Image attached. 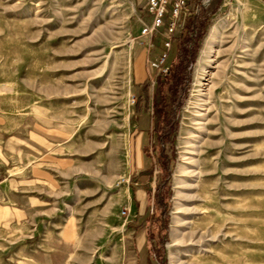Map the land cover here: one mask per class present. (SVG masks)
<instances>
[{
	"label": "rangeland",
	"instance_id": "obj_1",
	"mask_svg": "<svg viewBox=\"0 0 264 264\" xmlns=\"http://www.w3.org/2000/svg\"><path fill=\"white\" fill-rule=\"evenodd\" d=\"M168 22L142 35L143 0H0V113L72 134L84 264H126L116 236L133 228L147 264H264V5L187 0L171 35ZM188 24L202 38L161 141L168 70L150 62L175 55ZM146 81L149 112L136 115Z\"/></svg>",
	"mask_w": 264,
	"mask_h": 264
},
{
	"label": "crops",
	"instance_id": "obj_2",
	"mask_svg": "<svg viewBox=\"0 0 264 264\" xmlns=\"http://www.w3.org/2000/svg\"><path fill=\"white\" fill-rule=\"evenodd\" d=\"M33 115L0 113V264H84L89 249L78 214L83 205L77 207L84 181L76 176L72 134ZM138 230L124 235L119 229L116 236L126 264L133 258L147 264ZM124 237L132 241L127 248Z\"/></svg>",
	"mask_w": 264,
	"mask_h": 264
},
{
	"label": "trees",
	"instance_id": "obj_3",
	"mask_svg": "<svg viewBox=\"0 0 264 264\" xmlns=\"http://www.w3.org/2000/svg\"><path fill=\"white\" fill-rule=\"evenodd\" d=\"M196 16L192 17L191 20L194 21ZM169 14L167 13L164 17L165 24L168 22ZM199 26V25H198ZM197 26V27H198ZM193 25L188 24L184 29V33L178 39V48L177 52L174 55L171 54L170 49L167 50L166 53V65L168 64V72L162 78H159V86L165 85V91H162L161 87H159V91H162L159 99L155 102L154 107H156V112L158 117H162V123L164 125V131L160 134L159 138L163 141L169 132L171 131L170 122L172 123V119H174V105L172 104L175 99V93L178 92V88L180 87L182 81L186 78V72L189 62H191L192 56L194 57L196 48L198 47V41L202 38V33L197 35L196 38L190 37V34L193 33ZM193 42L192 47L188 48L189 43ZM194 47V48H193ZM176 58V61H175ZM150 82L146 81L141 91L138 92L135 103H134V112L136 115L148 114L149 112V105H150V95H149V88ZM167 109L170 112L167 114ZM168 116L167 118H164Z\"/></svg>",
	"mask_w": 264,
	"mask_h": 264
},
{
	"label": "built area",
	"instance_id": "obj_4",
	"mask_svg": "<svg viewBox=\"0 0 264 264\" xmlns=\"http://www.w3.org/2000/svg\"><path fill=\"white\" fill-rule=\"evenodd\" d=\"M146 5V9L151 17L150 24H143L141 27L142 35H150L154 30L161 27L164 24V17L169 13V22L166 26L167 34H173L176 32L178 25V18L180 14L186 9L187 0H143ZM170 5V6H169ZM169 6V9H168ZM165 46L170 45V41H165ZM166 52L157 56L150 62L151 67L158 69L161 73H166L168 67L165 66ZM126 213V211H123Z\"/></svg>",
	"mask_w": 264,
	"mask_h": 264
},
{
	"label": "bare ground",
	"instance_id": "obj_5",
	"mask_svg": "<svg viewBox=\"0 0 264 264\" xmlns=\"http://www.w3.org/2000/svg\"><path fill=\"white\" fill-rule=\"evenodd\" d=\"M218 32H219V31H218V28L214 25V26L212 27V30H211L210 35L208 36V38H207V40H206L205 51H203L204 54H205V53L207 54V51H208V49H209L210 44L216 42L217 36H218V34H219Z\"/></svg>",
	"mask_w": 264,
	"mask_h": 264
}]
</instances>
